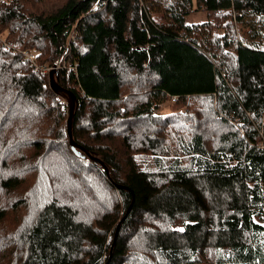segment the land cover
<instances>
[{
	"label": "trees",
	"instance_id": "trees-1",
	"mask_svg": "<svg viewBox=\"0 0 264 264\" xmlns=\"http://www.w3.org/2000/svg\"><path fill=\"white\" fill-rule=\"evenodd\" d=\"M194 10L205 20L186 23ZM247 13L264 19V0H0L10 264H264V49L237 33ZM23 49L74 67L55 80L81 150Z\"/></svg>",
	"mask_w": 264,
	"mask_h": 264
},
{
	"label": "rangeland",
	"instance_id": "rangeland-1",
	"mask_svg": "<svg viewBox=\"0 0 264 264\" xmlns=\"http://www.w3.org/2000/svg\"><path fill=\"white\" fill-rule=\"evenodd\" d=\"M33 4L29 3V6H27L25 3H22L21 9L23 11H27L29 9H32ZM185 22L186 23H196V22H202L205 20V13L199 10L191 11L188 15L185 16ZM237 33L239 34V37L241 41L247 45H252L261 49H264V19H262L259 15L247 13L244 16V22L238 26ZM72 39V38H69ZM4 40V37H0V41ZM21 51H27L28 53H32L33 56L36 54L34 50H21ZM35 57V56H34ZM36 62V58H35ZM38 66H49L52 63H44V64H38ZM58 65L60 68H57V72L61 70V66L63 65V61L58 59ZM72 88V84L69 86ZM61 105H62V111L66 114L67 111V105L64 97L60 96ZM170 101V100H169ZM169 101H162L157 108L155 109V113H164V112H170L171 111V104ZM171 102V101H170ZM16 209H22V206H18ZM21 211H16L14 213H9L7 217V224L5 226H11L16 222L15 213L20 214ZM15 247V241L9 240L7 242V251H2L0 253V264H10L9 261L6 259L5 256L12 251ZM3 261H6L3 263Z\"/></svg>",
	"mask_w": 264,
	"mask_h": 264
},
{
	"label": "water",
	"instance_id": "water-1",
	"mask_svg": "<svg viewBox=\"0 0 264 264\" xmlns=\"http://www.w3.org/2000/svg\"><path fill=\"white\" fill-rule=\"evenodd\" d=\"M56 76H57L56 70H54V69L49 70V72L47 74L48 87L53 93H56V94L60 95L61 97L65 98L66 105H67V117H66L65 129H66V135L68 137V144L72 150H74V148H78L79 150H81L82 148L79 147L73 141L72 135H71V121H72V115H73V109H74V100H75L74 95L70 90L63 89L62 87H60L56 83V80H55ZM91 159L98 161L103 166L102 162H100V160H98L96 157L91 156ZM103 168L106 171V168L104 166H103ZM117 187L120 188L121 186L117 185ZM116 230H117V228L114 230L113 237L116 234Z\"/></svg>",
	"mask_w": 264,
	"mask_h": 264
},
{
	"label": "built area",
	"instance_id": "built-area-1",
	"mask_svg": "<svg viewBox=\"0 0 264 264\" xmlns=\"http://www.w3.org/2000/svg\"><path fill=\"white\" fill-rule=\"evenodd\" d=\"M20 54L23 57V60H25V61H27L29 63L30 70L32 72H40V73H43V74H45L47 76L49 70L54 69V70L57 71V68H60V66L58 65V59L54 60L51 65L45 67V66H38L36 64L35 57L33 56L32 53H28L27 51H20ZM61 61H63V60L61 59ZM61 68H66V69H69V70H71L73 68L71 70V72H72V74L75 75L74 67L73 66L72 67L69 66L64 61H63V65L61 66ZM72 86H73V84H72ZM174 99H175L174 96H170V101H173Z\"/></svg>",
	"mask_w": 264,
	"mask_h": 264
}]
</instances>
